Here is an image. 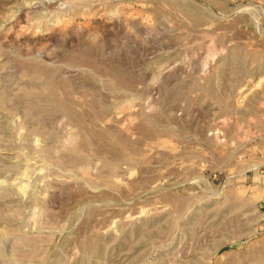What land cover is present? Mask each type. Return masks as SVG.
I'll return each instance as SVG.
<instances>
[{
    "label": "rangeland",
    "instance_id": "1",
    "mask_svg": "<svg viewBox=\"0 0 264 264\" xmlns=\"http://www.w3.org/2000/svg\"><path fill=\"white\" fill-rule=\"evenodd\" d=\"M0 264H264V0H0Z\"/></svg>",
    "mask_w": 264,
    "mask_h": 264
}]
</instances>
